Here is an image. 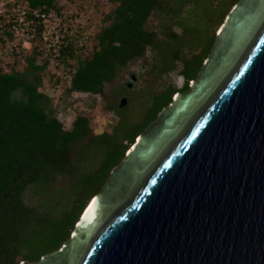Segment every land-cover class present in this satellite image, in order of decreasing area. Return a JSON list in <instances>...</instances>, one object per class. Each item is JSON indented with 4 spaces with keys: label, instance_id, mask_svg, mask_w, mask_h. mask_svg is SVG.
<instances>
[{
    "label": "water",
    "instance_id": "obj_1",
    "mask_svg": "<svg viewBox=\"0 0 264 264\" xmlns=\"http://www.w3.org/2000/svg\"><path fill=\"white\" fill-rule=\"evenodd\" d=\"M89 202L58 250L20 264H264V0L234 4Z\"/></svg>",
    "mask_w": 264,
    "mask_h": 264
},
{
    "label": "trees",
    "instance_id": "obj_2",
    "mask_svg": "<svg viewBox=\"0 0 264 264\" xmlns=\"http://www.w3.org/2000/svg\"><path fill=\"white\" fill-rule=\"evenodd\" d=\"M22 1L30 8L61 12L58 0ZM107 1L115 8L104 15L103 26L91 37V54L80 57L72 43L62 51L63 62L71 69L64 92L104 96L106 85L149 52L152 61L146 75L153 87L152 114L127 135L120 132L125 107L121 111L113 105L109 109L119 121L111 132L94 133L84 115H77L65 129L55 114L53 97L42 90L47 65L37 63L34 52L24 58L22 71L14 69L15 62L8 72L0 69V264L36 262L68 240L82 210L137 136L176 93L188 90L217 30L239 0H225L217 12L208 2L196 19L201 21L206 8L215 19L194 31L192 10L201 0ZM158 17L157 29H150L149 19ZM66 59L77 60L71 66ZM176 71L183 79L181 88L168 84L156 90L158 78Z\"/></svg>",
    "mask_w": 264,
    "mask_h": 264
},
{
    "label": "rangeland",
    "instance_id": "obj_3",
    "mask_svg": "<svg viewBox=\"0 0 264 264\" xmlns=\"http://www.w3.org/2000/svg\"><path fill=\"white\" fill-rule=\"evenodd\" d=\"M208 2L211 4V7L215 9V11L225 5V0H221V2H219V0L199 1L198 5H196L192 10L193 13H196L191 15L192 25L190 28L192 31L200 29L206 22L209 24L214 21L215 14H208L209 8H206L204 11V16H201V21L196 19V17L199 16V12L203 11L204 6H206ZM57 5L61 8V12H63L64 16L69 17L75 25L78 24L79 26H82V28H84V32H86L89 36V39L86 41V47L80 52L77 51L76 54L79 53L81 55L80 57L90 55L94 44L91 37L93 38L99 28L103 26L104 15L115 8V4L108 3L107 0H58ZM184 16L185 14L182 12L180 17L182 18ZM158 20L159 17L149 19L148 27L150 29H157ZM1 50L2 48H0V52ZM25 57L26 54L20 56L19 58L13 57L15 58L13 59L12 56L4 57L1 52L0 69L4 72H8L13 64L12 62H15L16 66H14V69L22 71L25 65ZM151 58V54L147 52L143 59H140L125 68L116 81L105 86L104 96H92L80 93L67 96L64 92L65 84L63 82H59L56 87L53 86V80L49 77L48 72H44L42 74V90L53 97L55 114L62 122L65 129L70 128L72 121L77 115H84L89 119L90 126L94 133L99 134L102 131L111 132L113 127H115L118 123L119 116L116 114L115 110L109 109V106H116L119 110L125 107L122 113V128L120 132L123 133V135H127L131 133L130 130L132 128H137L143 125L152 114L153 87L150 82L151 77L146 75V72L149 70V65L147 64L151 63ZM76 60H69V65L71 64V66H74ZM130 74L135 76L134 81L130 80ZM128 83H131V88L127 87ZM168 84H171L175 88L179 89L183 84V79L178 76L177 71L171 72L158 78V81H156L154 86L156 87V90H159ZM121 98L126 99V104L124 107L119 108L118 103ZM129 122L133 127H129ZM54 192L57 193V190ZM37 198V196H33V200L35 202H37ZM57 198L59 197L57 196ZM57 198L55 197L54 199L56 200Z\"/></svg>",
    "mask_w": 264,
    "mask_h": 264
},
{
    "label": "built area",
    "instance_id": "obj_4",
    "mask_svg": "<svg viewBox=\"0 0 264 264\" xmlns=\"http://www.w3.org/2000/svg\"><path fill=\"white\" fill-rule=\"evenodd\" d=\"M0 37L4 57L19 58L34 52L36 62L47 65L45 72L53 82H64L71 76L62 51L72 43L76 53L80 52L89 39L84 28L75 25L63 12L30 8L22 0H0ZM65 62L70 63L69 59Z\"/></svg>",
    "mask_w": 264,
    "mask_h": 264
},
{
    "label": "bare ground",
    "instance_id": "obj_5",
    "mask_svg": "<svg viewBox=\"0 0 264 264\" xmlns=\"http://www.w3.org/2000/svg\"><path fill=\"white\" fill-rule=\"evenodd\" d=\"M91 203H92V202H88L87 206L84 208V210H85V211L83 210V211H84V213H85V212H86V210L89 208V206L91 205ZM84 213H83V214H84Z\"/></svg>",
    "mask_w": 264,
    "mask_h": 264
}]
</instances>
